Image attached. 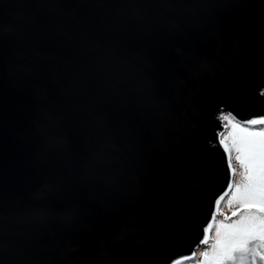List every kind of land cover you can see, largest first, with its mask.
I'll use <instances>...</instances> for the list:
<instances>
[{
	"label": "water",
	"instance_id": "95a60500",
	"mask_svg": "<svg viewBox=\"0 0 264 264\" xmlns=\"http://www.w3.org/2000/svg\"><path fill=\"white\" fill-rule=\"evenodd\" d=\"M224 108L264 115V0H0V264L190 254Z\"/></svg>",
	"mask_w": 264,
	"mask_h": 264
},
{
	"label": "snow or ice",
	"instance_id": "6c2138e0",
	"mask_svg": "<svg viewBox=\"0 0 264 264\" xmlns=\"http://www.w3.org/2000/svg\"><path fill=\"white\" fill-rule=\"evenodd\" d=\"M222 127L227 130L231 125L232 131L217 133L218 142L223 147L226 155V164L229 169L230 180L227 184V190L214 200V211L211 214L210 222L203 229V238L201 245H209L208 250L202 253L204 259L198 264H245L247 254L253 251L249 247L252 242L254 248L264 249V115L247 120H239L231 113L222 114ZM224 121L228 123L225 124ZM237 130L239 135H237ZM232 139L231 147L225 143L227 139ZM232 148L237 155L236 161L239 162L240 171L239 181L234 182L237 176V169L233 166L231 156ZM229 205L233 202L239 205L238 211L240 218L229 224L224 220L218 222L216 228V240L209 244V230L213 228L212 221H216L217 212L220 211L221 201L229 196ZM237 213L234 212L233 216ZM225 217V220H228ZM237 254H240L237 256ZM197 256L193 251L189 256H182L176 260L170 261V264H185ZM264 260V256H261Z\"/></svg>",
	"mask_w": 264,
	"mask_h": 264
},
{
	"label": "rangeland",
	"instance_id": "374dc122",
	"mask_svg": "<svg viewBox=\"0 0 264 264\" xmlns=\"http://www.w3.org/2000/svg\"><path fill=\"white\" fill-rule=\"evenodd\" d=\"M228 113H231L232 115H234L235 117L236 114L228 109V108H224L222 109L219 114L217 115V120H218V125L217 127L214 129L213 131V135H214V140L211 142V144H215V145H219L221 147V145L219 144L218 142V137H217V133L219 131H225V133L227 134V132H231L232 131V128H231V125H229V127L227 128V130H225L223 127H222V123H221V120L219 119V117L222 115V114H228ZM257 117V115L255 116H250L248 118H243V119H240L239 117H237V119L239 120H247V119H250V118H255ZM225 124H227L228 122L227 121H224ZM237 135H239V131L237 130ZM225 143H227L230 147L232 145V139L229 138L225 141ZM223 149V147H221ZM224 151V149H223ZM225 153V151H224ZM237 153L235 151L234 148H232L231 150V156H232V159H233V166L237 169V176L234 177V182H238L239 181V171L241 170L240 169V166H239V162L236 161L235 157H236ZM225 158H226V155H225ZM227 190V189H226ZM225 190V191H226ZM230 196H231V193L229 194V196H226L225 199L223 201H221V204H220V211L217 212V215H216V221H212L213 223V228L209 230V233H208V236H209V244L211 243H214L215 240H216V228L218 226V222L221 221V220H224L225 224H229L231 223L235 218L236 216H239L240 215V212L243 211V209H240V211H238L239 209V205L235 202H233L231 205H229L228 201L230 199ZM214 211V209L211 211V214L212 212ZM236 212L237 215L236 216H233V213ZM225 217H228L229 219L228 220H225ZM210 222L207 221L205 223V225H203L205 228L207 223ZM208 247L209 245L205 244V245H201L200 243H198L192 250L193 251H196L197 252V256L194 257L192 260H189V261H186L185 264H198L199 261H203L204 257L202 255V253L206 250H208ZM192 252L190 254H184L182 253L181 255H176L174 257H172L171 261L173 260H176L182 256H189L192 254ZM167 264H170V261L167 263Z\"/></svg>",
	"mask_w": 264,
	"mask_h": 264
},
{
	"label": "trees",
	"instance_id": "16d2710c",
	"mask_svg": "<svg viewBox=\"0 0 264 264\" xmlns=\"http://www.w3.org/2000/svg\"><path fill=\"white\" fill-rule=\"evenodd\" d=\"M237 117H239L240 119H243V118H248L250 116H255L254 114H250L249 112H247L246 110H244L242 113H238L236 114ZM225 162H226V159H225ZM207 198H209V196H207ZM210 199V198H209ZM211 218V212L209 211V214H208V217H207V220L206 221H209ZM240 218V215L239 216H236V218L234 220H238ZM233 220V221H234ZM256 242H252L249 247L253 248V251L250 253V254H247L246 256V259H245V264H264V260L261 259V256H264V249H255L254 248V244ZM173 252L172 251H169V252H165L161 255V262L160 264H164V260L165 258H170L173 256ZM240 254H237V256H239ZM256 258V259H255ZM168 261V259H167ZM229 264H231V262H229ZM237 264H239V261H237Z\"/></svg>",
	"mask_w": 264,
	"mask_h": 264
},
{
	"label": "flooded vegetation",
	"instance_id": "af4514ba",
	"mask_svg": "<svg viewBox=\"0 0 264 264\" xmlns=\"http://www.w3.org/2000/svg\"><path fill=\"white\" fill-rule=\"evenodd\" d=\"M169 251H172V252L175 253V254H176V252H177V251H174V250H167V251L165 250L163 253H165V252H169ZM178 251H179V250H178ZM163 253H162V254H163ZM162 254H161V255H162ZM161 255L159 254V255L157 256V260H156V263H155V264H160V262H161V258H162ZM176 255H181V253H180V252H177ZM171 259H172V258H171Z\"/></svg>",
	"mask_w": 264,
	"mask_h": 264
},
{
	"label": "bare ground",
	"instance_id": "6f19581e",
	"mask_svg": "<svg viewBox=\"0 0 264 264\" xmlns=\"http://www.w3.org/2000/svg\"><path fill=\"white\" fill-rule=\"evenodd\" d=\"M256 259V258H255Z\"/></svg>",
	"mask_w": 264,
	"mask_h": 264
}]
</instances>
